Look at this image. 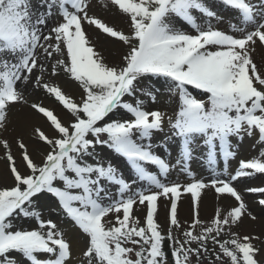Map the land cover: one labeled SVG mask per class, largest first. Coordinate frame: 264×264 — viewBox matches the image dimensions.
Here are the masks:
<instances>
[{
    "label": "snow or ice",
    "instance_id": "snow-or-ice-1",
    "mask_svg": "<svg viewBox=\"0 0 264 264\" xmlns=\"http://www.w3.org/2000/svg\"><path fill=\"white\" fill-rule=\"evenodd\" d=\"M257 47L264 0H0V264H264Z\"/></svg>",
    "mask_w": 264,
    "mask_h": 264
},
{
    "label": "bare ground",
    "instance_id": "bare-ground-1",
    "mask_svg": "<svg viewBox=\"0 0 264 264\" xmlns=\"http://www.w3.org/2000/svg\"><path fill=\"white\" fill-rule=\"evenodd\" d=\"M115 22H119V21H115ZM89 32L92 33L93 35H95V33H93L92 29L89 28ZM253 58H254V62L257 63V65L261 66L264 63V48H260L257 47L256 51L253 53ZM72 90V89H70ZM74 91V89H73ZM245 152L247 154H251L249 149H245ZM102 153L104 154H109L107 152V150H102ZM151 168V166H149ZM192 167L199 173L205 174L206 171L204 169H202L199 161L194 162ZM122 171H125V174H128V170H126L125 166L120 168ZM181 180H184L185 177L181 176L180 177ZM250 184L253 186H260L262 184H264V177H253L252 180L250 181ZM246 195V199L249 201V203L251 204L254 213L258 216V217H264V212L261 211V209L259 207L256 206L255 201L258 200L260 197L259 195H254V194H245ZM166 203V201L162 198L160 201V207L158 210V222L159 223H165L166 224V209L164 208V204ZM213 200H212V195L211 193H209L207 196L204 197V205L201 208V216H205L208 213L212 212L213 209ZM164 211H165V215H164ZM140 212H137V215H140ZM178 216L179 219L181 221H185L190 219V201L187 198V195L185 194L182 199L180 200V202L178 203ZM259 226V225H256ZM241 231H248V227L247 225H245Z\"/></svg>",
    "mask_w": 264,
    "mask_h": 264
},
{
    "label": "rangeland",
    "instance_id": "rangeland-1",
    "mask_svg": "<svg viewBox=\"0 0 264 264\" xmlns=\"http://www.w3.org/2000/svg\"><path fill=\"white\" fill-rule=\"evenodd\" d=\"M263 65H264V63H263ZM260 66V65H259ZM71 91V93L73 94V95H75L76 94V92H75V89H74V91H73V89L72 90H70ZM37 95H39L40 96V98L43 100V102L45 103V104H47V105H49L50 107H52L53 109H55V111L57 112V114L58 115H61V116H63L64 115V113H63V111H62V109L56 104V102L51 98V97H48V96H45L43 93H38ZM18 150L16 149V147H15V145L13 146V152H17ZM102 151V150H101ZM103 155H110V154H104V153H102ZM115 163H117V166L118 167H120V168H122V167H124L125 166V168H126V165L124 164V162L123 161H114ZM3 167H4V161H2V160H0V171H2L3 170ZM127 170V169H126ZM154 170V169H153ZM205 175H207V172L205 173ZM140 215H142V213L140 214ZM164 215H165V211H164ZM166 218V217H165ZM161 224V223H160ZM162 226H165L166 224L165 223H162L161 224ZM256 227V229H257V231H259V226H255Z\"/></svg>",
    "mask_w": 264,
    "mask_h": 264
}]
</instances>
